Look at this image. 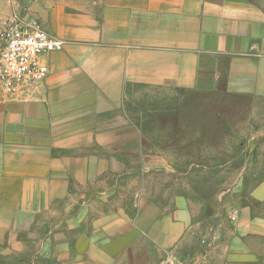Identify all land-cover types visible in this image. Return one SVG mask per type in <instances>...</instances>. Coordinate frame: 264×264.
Returning a JSON list of instances; mask_svg holds the SVG:
<instances>
[{
	"label": "crops",
	"instance_id": "obj_1",
	"mask_svg": "<svg viewBox=\"0 0 264 264\" xmlns=\"http://www.w3.org/2000/svg\"><path fill=\"white\" fill-rule=\"evenodd\" d=\"M15 11L63 45L0 86V264H155L196 236L197 262L264 264V179L223 226L131 114L150 90L264 98V0H0V29Z\"/></svg>",
	"mask_w": 264,
	"mask_h": 264
},
{
	"label": "rangeland",
	"instance_id": "obj_2",
	"mask_svg": "<svg viewBox=\"0 0 264 264\" xmlns=\"http://www.w3.org/2000/svg\"><path fill=\"white\" fill-rule=\"evenodd\" d=\"M73 1L80 5L95 0ZM142 94L131 114L142 123L152 147L155 144L168 157L159 177L175 190L202 198L211 218L217 215L223 226H229V215L264 179V98L169 89ZM51 228L45 226L39 233L48 234ZM201 239L196 236L189 251L174 254L203 264L195 258L202 250ZM40 259L31 264L54 261L51 256ZM10 264L30 261L26 254L15 256Z\"/></svg>",
	"mask_w": 264,
	"mask_h": 264
},
{
	"label": "built area",
	"instance_id": "obj_3",
	"mask_svg": "<svg viewBox=\"0 0 264 264\" xmlns=\"http://www.w3.org/2000/svg\"><path fill=\"white\" fill-rule=\"evenodd\" d=\"M62 45L39 17L13 12L0 29V86L5 92L13 93L42 81L48 72L47 55L60 50ZM229 217L233 222L235 211ZM155 264L192 263L166 252Z\"/></svg>",
	"mask_w": 264,
	"mask_h": 264
}]
</instances>
